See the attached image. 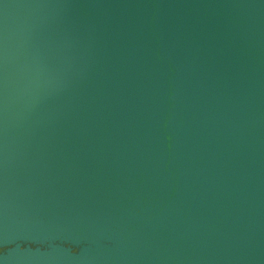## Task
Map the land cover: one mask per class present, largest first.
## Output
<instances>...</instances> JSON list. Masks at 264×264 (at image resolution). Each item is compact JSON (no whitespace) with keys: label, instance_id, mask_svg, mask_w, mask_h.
<instances>
[{"label":"water","instance_id":"95a60500","mask_svg":"<svg viewBox=\"0 0 264 264\" xmlns=\"http://www.w3.org/2000/svg\"><path fill=\"white\" fill-rule=\"evenodd\" d=\"M0 264H264V0H0Z\"/></svg>","mask_w":264,"mask_h":264}]
</instances>
